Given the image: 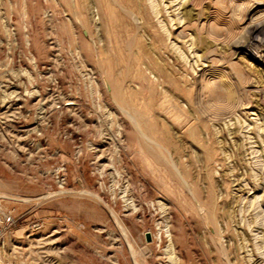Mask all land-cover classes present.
I'll use <instances>...</instances> for the list:
<instances>
[{"label": "rangeland", "instance_id": "obj_1", "mask_svg": "<svg viewBox=\"0 0 264 264\" xmlns=\"http://www.w3.org/2000/svg\"><path fill=\"white\" fill-rule=\"evenodd\" d=\"M263 53L264 0H0V264H264Z\"/></svg>", "mask_w": 264, "mask_h": 264}, {"label": "bare ground", "instance_id": "obj_2", "mask_svg": "<svg viewBox=\"0 0 264 264\" xmlns=\"http://www.w3.org/2000/svg\"><path fill=\"white\" fill-rule=\"evenodd\" d=\"M252 46V45H251ZM264 54V53H263Z\"/></svg>", "mask_w": 264, "mask_h": 264}]
</instances>
